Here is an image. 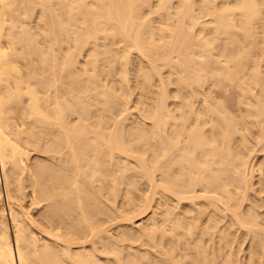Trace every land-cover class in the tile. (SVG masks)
<instances>
[{
    "label": "bare ground",
    "instance_id": "obj_1",
    "mask_svg": "<svg viewBox=\"0 0 264 264\" xmlns=\"http://www.w3.org/2000/svg\"><path fill=\"white\" fill-rule=\"evenodd\" d=\"M0 264H264V0H0Z\"/></svg>",
    "mask_w": 264,
    "mask_h": 264
}]
</instances>
